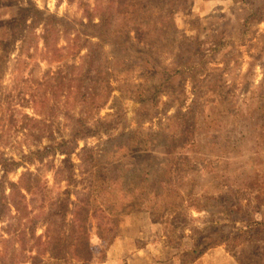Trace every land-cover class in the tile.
<instances>
[{
    "label": "rangeland",
    "instance_id": "rangeland-1",
    "mask_svg": "<svg viewBox=\"0 0 264 264\" xmlns=\"http://www.w3.org/2000/svg\"><path fill=\"white\" fill-rule=\"evenodd\" d=\"M133 214L147 260L264 264V0H0V264Z\"/></svg>",
    "mask_w": 264,
    "mask_h": 264
},
{
    "label": "crops",
    "instance_id": "crops-1",
    "mask_svg": "<svg viewBox=\"0 0 264 264\" xmlns=\"http://www.w3.org/2000/svg\"><path fill=\"white\" fill-rule=\"evenodd\" d=\"M124 219V224H122V228L120 227V241L114 242L110 246L114 253H121L110 256L101 264H183L178 263L177 258H174L173 255L160 260H147V254H142V250L149 249L151 244L147 243L146 247H142L138 238L141 237V229L151 227L154 224L153 220L142 222L141 216L135 214L126 216ZM129 221L131 223H128ZM226 252L221 247L214 248L205 253L199 261L201 260L203 264H216L217 260H220L219 257H222L224 261L230 263V256H227Z\"/></svg>",
    "mask_w": 264,
    "mask_h": 264
},
{
    "label": "trees",
    "instance_id": "trees-1",
    "mask_svg": "<svg viewBox=\"0 0 264 264\" xmlns=\"http://www.w3.org/2000/svg\"><path fill=\"white\" fill-rule=\"evenodd\" d=\"M157 89L158 88H153V90L150 92V94H153V95H155L156 94V92H157ZM11 185H14V187H17V185L18 184H16V183H14V182H11ZM80 243V242H79ZM79 245V244H78ZM82 249H85V253H87V250H86V246L85 245H83V246H81V250ZM87 257H85V258H83V259H86Z\"/></svg>",
    "mask_w": 264,
    "mask_h": 264
}]
</instances>
